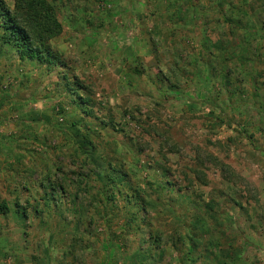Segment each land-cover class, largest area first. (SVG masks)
Wrapping results in <instances>:
<instances>
[{
	"label": "rangeland",
	"instance_id": "rangeland-1",
	"mask_svg": "<svg viewBox=\"0 0 264 264\" xmlns=\"http://www.w3.org/2000/svg\"><path fill=\"white\" fill-rule=\"evenodd\" d=\"M47 1L59 64L0 44V264H264V0Z\"/></svg>",
	"mask_w": 264,
	"mask_h": 264
},
{
	"label": "trees",
	"instance_id": "trees-1",
	"mask_svg": "<svg viewBox=\"0 0 264 264\" xmlns=\"http://www.w3.org/2000/svg\"><path fill=\"white\" fill-rule=\"evenodd\" d=\"M61 33L55 8L47 0H15L11 9L0 0V44L13 49L20 62L35 63L46 69L59 64L52 42ZM76 101L80 107L85 102L80 97ZM7 211L1 204L0 213Z\"/></svg>",
	"mask_w": 264,
	"mask_h": 264
},
{
	"label": "crops",
	"instance_id": "crops-1",
	"mask_svg": "<svg viewBox=\"0 0 264 264\" xmlns=\"http://www.w3.org/2000/svg\"><path fill=\"white\" fill-rule=\"evenodd\" d=\"M18 263L25 264V263H23V261H22V260H21V262L19 261Z\"/></svg>",
	"mask_w": 264,
	"mask_h": 264
}]
</instances>
